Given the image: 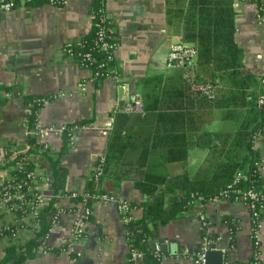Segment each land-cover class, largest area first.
I'll return each instance as SVG.
<instances>
[{"label": "crops", "instance_id": "0c3cea01", "mask_svg": "<svg viewBox=\"0 0 264 264\" xmlns=\"http://www.w3.org/2000/svg\"><path fill=\"white\" fill-rule=\"evenodd\" d=\"M109 18L112 36L117 45L110 69L119 79L87 82L90 71L82 68L72 57L63 54V46L79 40L92 31L95 0H64L61 7L43 1L22 5L9 12H0V88L11 94L2 98L0 106V184L9 177L10 167H5V151L16 148L24 150L28 129L24 125L27 113V98H44L38 111L39 125L43 127H76L73 139L60 154L63 140L58 135H48V154L58 159V168L63 177V190L57 194L51 208L45 213L47 244L51 251L37 252L22 264H70L69 256L60 251L71 240L75 219L84 206L67 197L71 192L82 193L91 180L98 160L104 156L107 142L114 124V117L121 112L128 97L139 92L137 82L147 75L162 74L169 78L181 69L166 70V58L170 46L181 41L182 10L167 9L166 0H103ZM234 41L242 52L244 68L256 78L262 73L264 64V26L257 19L254 0H234ZM173 87L180 84L177 78ZM140 93V92H139ZM207 131L224 129L219 112H213ZM137 114H132L125 125L130 136L150 133ZM112 119V121H111ZM260 156L258 169L264 188V134L254 141ZM167 153V154H165ZM165 157L166 170L174 175L181 170L180 152L158 151ZM206 149L191 146L186 152L187 171L194 178L207 160ZM30 166L42 177L49 179L47 187H41L48 200L52 197V172L40 154L30 153ZM95 193L114 195L136 205L144 196L134 188L132 182L123 181L119 187L111 179H100L92 185ZM90 217L85 221L86 237L74 248L80 251V264H129V246L125 240V227L116 207L112 203L89 202ZM59 212L57 224L51 220ZM201 209L196 206L183 218L176 219L158 229V238L168 246L160 264H192V254L201 246L202 230L199 222ZM202 212L209 224V235L218 250L226 251L232 264L249 262L255 249L251 242L252 225L248 209L239 202L221 201L207 204ZM134 218L141 217L139 207H134ZM42 215V216H43ZM230 220L234 233L223 220ZM10 215L0 216V229L14 226ZM28 224L18 228L17 239L0 236V259L5 248L22 247L39 231ZM259 242V264H264V220L257 230Z\"/></svg>", "mask_w": 264, "mask_h": 264}, {"label": "trees", "instance_id": "16d2710c", "mask_svg": "<svg viewBox=\"0 0 264 264\" xmlns=\"http://www.w3.org/2000/svg\"><path fill=\"white\" fill-rule=\"evenodd\" d=\"M233 2L166 0L167 9L180 7L182 10L181 41L195 48V63L192 67L170 74L169 78L162 74L147 75L137 82L144 107L139 121L150 127V133L130 136L124 127L132 114L119 112L114 117L103 161L99 164V180L111 179L116 187L123 181H130L144 196L138 205L128 202L132 208L139 207L141 217L124 224L129 250L142 253L141 264H160L158 254L152 250L160 227L183 218L197 205L206 204L232 182L238 171H242L246 177L237 185L238 189L244 191L253 187L264 193L258 171L261 160L254 148L255 139L264 134V114L257 105L258 98L264 96V77L261 83L259 77L256 78L244 68L242 52L234 41ZM255 4L264 18V0H256ZM95 9H102L99 1H95ZM95 32L92 30L82 38L75 50L90 51L98 60H102V54L95 47ZM114 40L112 36L111 41ZM176 78L180 85L173 87L171 82ZM207 82L218 84L211 99L193 90V85ZM45 100L26 99V104H31L28 130L34 129L35 113ZM2 101L0 99V106ZM214 111L219 112L224 129L209 132L204 127L211 123ZM71 127L67 125L61 134V155L66 153V146L70 144L68 128ZM27 144L29 150L14 157L4 168L13 166L22 155L40 154L52 172V197L40 214L39 223L42 222L39 231L19 249L12 245L5 248L0 264H22L36 255L47 233L43 213L51 208L54 197L62 193L64 187L58 159L51 158L48 151H43L34 135H28ZM191 146L209 152L194 178L189 177L186 162V152ZM7 150L10 155L19 151L16 148ZM158 151L180 152V172L170 175L166 170V159L159 156ZM10 174L15 180L22 178V174L16 171L10 170ZM93 183L95 181L91 178L82 193H94L91 189ZM73 201L80 202L81 196ZM223 222L230 227V233H234L231 221L225 219ZM16 228H1L0 236L11 238Z\"/></svg>", "mask_w": 264, "mask_h": 264}, {"label": "built area", "instance_id": "2783aa9c", "mask_svg": "<svg viewBox=\"0 0 264 264\" xmlns=\"http://www.w3.org/2000/svg\"><path fill=\"white\" fill-rule=\"evenodd\" d=\"M37 0H0V12H9L15 8L22 5H30ZM46 4L54 7H61L64 0H39ZM99 1L102 4V9L97 11L96 9L92 12L93 24L92 30H96V43L95 47L98 49L99 53L102 54V60H98L96 56L87 50H75V47L80 46L81 39L71 41L66 43L62 52L68 57L74 58L79 65L90 71V77L87 81H83L80 90L85 91L87 82H94L97 80L111 79L117 81L119 75L115 70L110 69V66L114 60V53L116 50V43L111 41L112 30L109 18L105 11V5L103 0ZM256 1V0H254ZM260 9L257 10V19L264 26V18L259 13ZM197 57V52L191 44L183 43L178 41L172 44L168 50L165 68L166 70H175L192 67L195 63ZM264 77V64L262 66V73L259 76L260 82L263 83L262 78ZM218 87V84L212 83H199L193 85V90L202 95H205L208 99L213 97L214 90ZM11 94L8 92L0 91V99L10 98ZM257 105L262 108L264 114V96H260L257 100ZM31 104H27V113L24 121L25 127L28 125V118L31 115ZM121 113L131 115L137 114L142 116L144 114L143 107V97L139 92H133L129 95L128 100L125 102ZM36 122L35 127L32 131L28 130V135H34L36 141L42 146L43 151H48L49 146L46 143L45 138L48 135L54 134L61 136V134L66 130L67 126L60 127H43L39 125L38 112L35 113ZM112 121V119H111ZM76 127L68 128L70 142L73 139V131ZM30 146L25 145L24 150L10 152L5 151L6 161L10 162L14 157L25 154L29 150ZM30 155H22V157L17 160L9 170L16 171L22 174V178L15 180L11 174L7 179H5L0 184V216L10 215L14 218V226L18 228H26L28 224H31L33 228H37L39 223V218L41 212L48 205V198L46 197L44 191L41 187H47L49 179L42 177L37 169L34 167L29 168L30 165ZM103 157H101L97 166L93 172L92 179L97 182L101 176V170L99 164L102 163ZM261 162L258 169L261 168ZM245 174L242 171H238L232 180V182L218 194L210 198L206 204L197 205L201 212L199 213V222L202 230V242L198 250L192 254L191 260L192 264H206V254L209 251H217L215 247V241L211 239L209 235V224L202 212V209L207 204H217L221 201L226 202H239L244 204L248 209L251 218L252 234L251 242L255 249L253 258L249 262H239L236 264H259V249L260 245L256 239L257 230L262 219L264 218V193L256 191L253 187L247 190L241 191L237 188L240 181L244 180ZM81 196V201L78 202L84 206L83 212L80 216L75 219L73 228L71 230V240L67 242L60 251L64 252L69 256L70 264H80L81 254L79 250L74 248V244L79 243L86 237L85 231V221L90 217L91 210L88 207L89 202L94 203H112L115 205L116 210L120 216L121 222L127 224L133 220L134 216L132 214L133 208L129 206V203L125 200H118L114 195L105 193H91L83 194L80 192H71L68 197L72 200ZM194 197V195H191ZM201 200L200 197L197 198ZM59 212L55 213L52 217V224H57ZM261 216L262 219H261ZM16 228L12 232L11 239H17L19 235V230ZM48 236H45L39 246L37 252L47 253L50 252L51 246L47 244ZM161 242H154L152 244V250L158 254L160 261L165 258L163 251L161 250ZM221 251V250H219ZM223 253V263L222 264H232L230 260L226 258V251L222 250ZM142 253L136 250H129L128 263L129 264H141Z\"/></svg>", "mask_w": 264, "mask_h": 264}, {"label": "water", "instance_id": "95a60500", "mask_svg": "<svg viewBox=\"0 0 264 264\" xmlns=\"http://www.w3.org/2000/svg\"><path fill=\"white\" fill-rule=\"evenodd\" d=\"M161 250L164 252L165 250L168 251L167 245H161ZM206 264H222L223 263V253L219 250L217 251H209L206 254L205 259Z\"/></svg>", "mask_w": 264, "mask_h": 264}]
</instances>
